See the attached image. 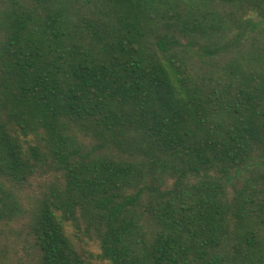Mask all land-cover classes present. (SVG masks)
Here are the masks:
<instances>
[{
	"label": "trees",
	"instance_id": "obj_1",
	"mask_svg": "<svg viewBox=\"0 0 264 264\" xmlns=\"http://www.w3.org/2000/svg\"><path fill=\"white\" fill-rule=\"evenodd\" d=\"M67 225L264 264V0H0V264H94Z\"/></svg>",
	"mask_w": 264,
	"mask_h": 264
},
{
	"label": "rangeland",
	"instance_id": "obj_2",
	"mask_svg": "<svg viewBox=\"0 0 264 264\" xmlns=\"http://www.w3.org/2000/svg\"><path fill=\"white\" fill-rule=\"evenodd\" d=\"M23 226L18 225L16 229H21ZM67 231L70 234V236L75 240L76 243H78L79 247H81V251L83 255L90 259L94 264H106L104 261L100 260L98 257L99 254V247L96 242L84 239L82 241L77 240L75 236L76 229L72 225H67ZM24 235H13V239L15 241V244L17 248L13 250V259L16 261L20 254H23L25 256L24 263L25 264H31L32 263V257L33 252L29 247V244L24 241L23 239Z\"/></svg>",
	"mask_w": 264,
	"mask_h": 264
}]
</instances>
